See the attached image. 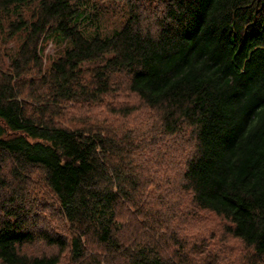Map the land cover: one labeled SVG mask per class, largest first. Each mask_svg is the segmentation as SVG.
<instances>
[{"label": "trees", "instance_id": "obj_1", "mask_svg": "<svg viewBox=\"0 0 264 264\" xmlns=\"http://www.w3.org/2000/svg\"><path fill=\"white\" fill-rule=\"evenodd\" d=\"M115 1L0 0V264H264V0Z\"/></svg>", "mask_w": 264, "mask_h": 264}, {"label": "rangeland", "instance_id": "obj_2", "mask_svg": "<svg viewBox=\"0 0 264 264\" xmlns=\"http://www.w3.org/2000/svg\"><path fill=\"white\" fill-rule=\"evenodd\" d=\"M97 7L104 9V12L99 15L98 20L92 25V32H88V36L98 35L100 37H107L112 35L114 32L120 30L126 19L128 18L127 8L125 4L115 0H94L93 2ZM91 3V4H93ZM93 7V6H92ZM95 8V7H94ZM99 8V9H100ZM69 45L66 41H61L53 35H49L43 42L40 44L41 47V55L44 64H49L52 60L56 59L60 56L65 48ZM112 57V54H105L103 57L85 61L81 63L79 66L83 69L91 68L94 66H99L104 64L108 59ZM130 99V100H129ZM126 100H129L131 103L134 102V99L128 97ZM161 186V185H159ZM152 187H148L150 189ZM155 188V187H154ZM163 191V188L161 189ZM157 192V190H156ZM214 219L210 217L209 220H203L202 225L211 226L213 224ZM201 225V224H200ZM34 251L38 254L43 253L44 251L51 252V249L46 248L44 246H40L39 248H34Z\"/></svg>", "mask_w": 264, "mask_h": 264}]
</instances>
